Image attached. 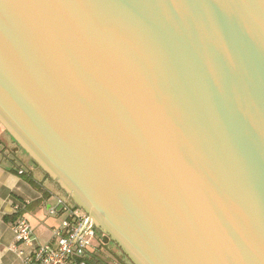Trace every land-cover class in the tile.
Masks as SVG:
<instances>
[{"label": "water", "instance_id": "1", "mask_svg": "<svg viewBox=\"0 0 264 264\" xmlns=\"http://www.w3.org/2000/svg\"><path fill=\"white\" fill-rule=\"evenodd\" d=\"M0 124L131 263L264 264V0H0Z\"/></svg>", "mask_w": 264, "mask_h": 264}, {"label": "crops", "instance_id": "2", "mask_svg": "<svg viewBox=\"0 0 264 264\" xmlns=\"http://www.w3.org/2000/svg\"><path fill=\"white\" fill-rule=\"evenodd\" d=\"M10 167L11 164L0 162V264H21L22 256L18 252L25 250L26 246L17 243L16 250L10 249L14 245L13 205L28 202L21 209L20 215L30 223L37 243L51 240L52 229L58 226L63 215L48 213L49 207L54 206L56 198L60 196L55 193L53 184L47 178L24 168L23 173H16ZM86 254L85 264H132L115 246H103L99 232H96Z\"/></svg>", "mask_w": 264, "mask_h": 264}, {"label": "built area", "instance_id": "3", "mask_svg": "<svg viewBox=\"0 0 264 264\" xmlns=\"http://www.w3.org/2000/svg\"><path fill=\"white\" fill-rule=\"evenodd\" d=\"M27 203L24 201L12 207L15 215L12 224L14 245L10 249L16 250L17 243L26 246L25 250L18 252L22 256L21 264H85L86 251L97 232L95 224L89 220L79 234L87 220L86 213L74 202L57 197L54 206L49 207L48 213H61L63 218L58 226L52 229L50 241L37 243L30 223L20 215L21 209Z\"/></svg>", "mask_w": 264, "mask_h": 264}, {"label": "rangeland", "instance_id": "4", "mask_svg": "<svg viewBox=\"0 0 264 264\" xmlns=\"http://www.w3.org/2000/svg\"><path fill=\"white\" fill-rule=\"evenodd\" d=\"M0 140H3L6 143V147H7L6 152H8V153L12 152V151L14 152V161H16V163L21 165L26 170L34 171L35 174H37L39 176H44L45 178H47L53 184V187L55 188V193H57V195H59L61 198L69 200L70 197L62 189L57 188L54 180L51 179L50 176L40 166L37 165L36 167H32L28 163V161L30 160L29 155L25 151L23 152L22 147H20V145L18 143H16L15 140H11L10 134L7 133V131L4 129V127H1V124H0ZM9 147H11V148L9 149ZM39 180H42V179H39ZM101 234L103 235V233H101ZM117 249L119 250V252L121 251L118 247H117ZM104 250H106V249H104ZM106 252H108V251H106ZM121 253H122V251H121Z\"/></svg>", "mask_w": 264, "mask_h": 264}, {"label": "flooded vegetation", "instance_id": "5", "mask_svg": "<svg viewBox=\"0 0 264 264\" xmlns=\"http://www.w3.org/2000/svg\"><path fill=\"white\" fill-rule=\"evenodd\" d=\"M11 147H9L10 149ZM7 150V147H6V143L3 141V140H0V162L3 163V164H11V162L14 161V152H6ZM10 151V150H9ZM16 162V161H15ZM97 232H99L101 234V232L99 230H97ZM101 240H102V243H103V246H115L116 247V244L114 242H112L110 240L109 237L105 236L104 234L102 235L101 234ZM117 249V247H116ZM112 249H110L111 251Z\"/></svg>", "mask_w": 264, "mask_h": 264}, {"label": "trees", "instance_id": "6", "mask_svg": "<svg viewBox=\"0 0 264 264\" xmlns=\"http://www.w3.org/2000/svg\"><path fill=\"white\" fill-rule=\"evenodd\" d=\"M10 170L13 171V172H16V173H23V167L21 165H19L18 163H16L15 161L11 162V167H10ZM29 179V178H28ZM31 181V179H30ZM70 201H72L70 198H69Z\"/></svg>", "mask_w": 264, "mask_h": 264}]
</instances>
